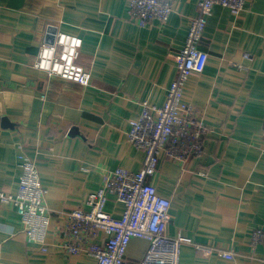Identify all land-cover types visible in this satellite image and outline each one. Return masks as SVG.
<instances>
[{
	"label": "crops",
	"instance_id": "0c3cea01",
	"mask_svg": "<svg viewBox=\"0 0 264 264\" xmlns=\"http://www.w3.org/2000/svg\"><path fill=\"white\" fill-rule=\"evenodd\" d=\"M197 2L174 0L165 24L139 27L129 0H0V188L15 193L19 163L34 161L50 215L42 252L27 241L15 208L0 205V264H96L63 248L68 214L87 208L104 173L141 169L129 121L141 101L162 105ZM53 30L82 39L76 63L91 71L89 86L33 67ZM199 49L208 60L183 97L203 117L202 152L185 167L162 159L150 183L170 201L166 234L213 250L182 245L179 264H264V238L255 247L250 241L264 232V0H247L237 16L215 6ZM105 208L122 214L112 196ZM147 248L132 238L126 262L138 264Z\"/></svg>",
	"mask_w": 264,
	"mask_h": 264
},
{
	"label": "built area",
	"instance_id": "2783aa9c",
	"mask_svg": "<svg viewBox=\"0 0 264 264\" xmlns=\"http://www.w3.org/2000/svg\"><path fill=\"white\" fill-rule=\"evenodd\" d=\"M247 0H198L196 16L189 21L188 32L182 50L175 57L176 77L165 92L162 105L141 101V112L129 121L127 139L131 145L144 153L142 167L137 172L115 169L104 173L101 187L91 193L87 208H78L68 216L70 222L63 232L65 251L70 255L86 253L96 264H128L125 256L132 238L148 241V248L138 264H179L181 247L192 244L190 239L166 234L170 221V201L157 193L150 183L162 159L180 162L186 166L190 158L201 154L207 134L203 117L187 103L183 91L190 75L204 71L208 54L199 49L206 26V19L215 6L239 15ZM174 0H129L128 14L139 27L153 22L165 24L173 12ZM52 40L45 41L33 67L48 76L90 85L91 71L76 63L82 47L78 36L51 31ZM247 57V56H246ZM20 175L16 181V192L0 188V205L15 208L28 242L41 245L46 252L45 240L50 225L46 207V190L41 183L37 164L27 158L19 163ZM109 196L122 206L119 218L106 211ZM102 232L106 238L98 242ZM264 238L257 229L251 233V246L255 247ZM197 252L211 255V248L193 245ZM221 256L232 261L231 252Z\"/></svg>",
	"mask_w": 264,
	"mask_h": 264
}]
</instances>
